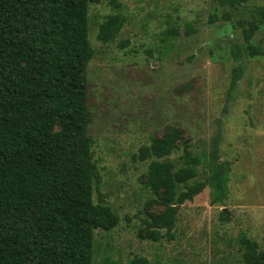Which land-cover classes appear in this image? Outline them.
I'll return each mask as SVG.
<instances>
[{
  "label": "rangeland",
  "instance_id": "obj_1",
  "mask_svg": "<svg viewBox=\"0 0 264 264\" xmlns=\"http://www.w3.org/2000/svg\"><path fill=\"white\" fill-rule=\"evenodd\" d=\"M263 10L264 0L238 7L214 0L90 2L88 131L102 178L94 201L104 196L117 216L113 227L95 229L94 264H129L138 255L151 264H244L243 235L264 251ZM117 12L125 24L104 43L100 24ZM251 23L257 28L248 39ZM249 45L262 54H251ZM238 66L244 73L233 86ZM170 126L183 134L165 160L179 166L186 150L202 155L194 182L206 177L216 146L231 163L229 193L212 203L207 187L177 205L173 238L154 239L146 221L166 206L144 185L151 159L133 156Z\"/></svg>",
  "mask_w": 264,
  "mask_h": 264
},
{
  "label": "trees",
  "instance_id": "obj_2",
  "mask_svg": "<svg viewBox=\"0 0 264 264\" xmlns=\"http://www.w3.org/2000/svg\"><path fill=\"white\" fill-rule=\"evenodd\" d=\"M91 1L97 0H0V264H94L95 229L117 222L104 196L94 201L102 178L88 131ZM214 1L238 7L252 0ZM124 24L119 12L108 15L98 39L109 42ZM256 28L246 29L248 39ZM249 49L262 54L255 45ZM243 73L242 66L234 69L233 86ZM182 134L170 126L133 156L151 159L144 185L166 206L146 221L154 239L173 238L177 205L207 187L212 203L228 197L231 163L220 159L216 146L206 177L194 182L202 155L186 150L179 166L165 160ZM240 243L244 264H264L255 240L243 235ZM129 264L151 262L138 255Z\"/></svg>",
  "mask_w": 264,
  "mask_h": 264
}]
</instances>
